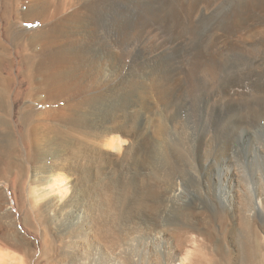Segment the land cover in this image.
I'll list each match as a JSON object with an SVG mask.
<instances>
[{
    "label": "bare ground",
    "instance_id": "bare-ground-1",
    "mask_svg": "<svg viewBox=\"0 0 264 264\" xmlns=\"http://www.w3.org/2000/svg\"><path fill=\"white\" fill-rule=\"evenodd\" d=\"M255 4L0 0V264H264Z\"/></svg>",
    "mask_w": 264,
    "mask_h": 264
},
{
    "label": "rangeland",
    "instance_id": "rangeland-1",
    "mask_svg": "<svg viewBox=\"0 0 264 264\" xmlns=\"http://www.w3.org/2000/svg\"><path fill=\"white\" fill-rule=\"evenodd\" d=\"M133 1H135L136 2V0H133ZM187 2H188V0H186ZM247 3H248V6H247V8H248V10H249V13H251V12H253L254 10V8H258V6L255 4V2L257 1V0H245ZM256 5V6H255ZM250 8V9H249ZM253 10V11H252ZM243 17H246L245 15H243ZM238 19L239 18H237V22H238ZM236 21H235V27H236V29H241L242 27L241 26H243L242 25V23H240V24H238ZM238 26V28H237V26ZM241 25V26H240ZM241 27V28H240ZM138 46H136V48L134 47V48H132V50L130 49L129 51H128V54H129V52H130V54H129V57H128V55L126 54V56L125 57H122L121 59H119V61H120V66H128L129 64H130V62H131V57H133L134 56V51H138V48H139V42H138V44H137ZM136 51V52H137ZM131 53H132V56H131ZM125 58V59H124ZM129 58V59H128ZM142 56L141 55H137L136 56V60L137 61H135V63L136 62H141L142 61ZM141 60V61H140ZM144 60V59H143ZM123 61V62H122ZM128 61H130V62H128ZM129 63V64H128ZM119 68H121V67H119ZM208 111H210L209 109H208ZM261 124H264V119L260 122V124H259V126L257 127V129L256 130H259L261 127H264V125L262 126ZM219 126L222 128L221 130H220V133H222V134H225L226 133V130H227V128H226V126H223V125H220L219 124ZM224 129V130H223ZM244 131V129H242L241 131H239V132H243ZM251 131H253V130H250V132L248 131L247 132V129L245 130V134H243L244 136H245V139H247V138H249L250 136H251ZM227 135H229V134H225V135H223L224 137H228ZM220 136H222V135H220ZM242 137V136H241ZM263 153H262V152ZM259 152L262 154V155H264V146L263 147H261L260 149H259ZM1 187H4V189H6L7 190V193H8V197H9V200L11 201V205L13 206V204H12V197H11V194H10V191L8 190V186H6V184L5 183H3V182H0V188ZM13 209L17 212V210L15 209V207H13ZM21 224V222H18V230L19 231H22L23 232V226L22 225H20ZM49 231V230H48ZM39 251H40V249H39ZM43 251H45V250H43ZM48 252V250L46 251V256L45 257H42V256H40V254H37L35 257H33V258H26L27 260H26V262H25V264H78V261H77V258L75 259V258H73V259H71V260H65L64 258L65 257H67V256H69L70 255V253L68 254V252H66L65 254H64V256L63 257H56L55 255H53V254H51L50 255V253L48 254L47 253ZM38 253H40V252H38ZM68 254V255H67ZM43 259H42V258ZM56 257V258H55ZM60 260V261H59ZM62 260V261H61ZM8 261V260H7ZM6 261V263L8 264V262ZM58 262V263H57ZM12 264L14 263V262H11Z\"/></svg>",
    "mask_w": 264,
    "mask_h": 264
}]
</instances>
